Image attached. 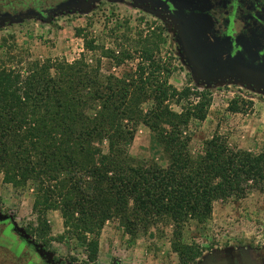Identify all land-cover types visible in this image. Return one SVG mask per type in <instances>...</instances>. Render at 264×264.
<instances>
[{
  "label": "trees",
  "instance_id": "obj_1",
  "mask_svg": "<svg viewBox=\"0 0 264 264\" xmlns=\"http://www.w3.org/2000/svg\"><path fill=\"white\" fill-rule=\"evenodd\" d=\"M82 32L76 30L83 49L100 52L93 64L84 54L72 62L24 61L18 69L0 60L2 181L16 189L34 187L41 239L49 210L60 213L64 233L85 244L90 260L106 221L117 220L132 240L153 226H171L178 264H194L203 248L183 241L185 225H204L217 200L264 192V151L232 149L213 137L192 155L185 130L190 121L205 120L211 92L169 83L171 65L154 55L160 36L137 40L135 71L118 78L101 72L102 58L120 65L133 58L131 52L104 48ZM189 99L179 112L167 104ZM236 104L229 110L243 113ZM139 124L160 145L164 166L128 154Z\"/></svg>",
  "mask_w": 264,
  "mask_h": 264
},
{
  "label": "rangeland",
  "instance_id": "obj_2",
  "mask_svg": "<svg viewBox=\"0 0 264 264\" xmlns=\"http://www.w3.org/2000/svg\"><path fill=\"white\" fill-rule=\"evenodd\" d=\"M22 1L0 0V5L18 9ZM83 6L62 8L49 20L36 14L28 17L6 18L0 22V60L15 68H23L24 61L46 58L64 59L72 62L82 54L89 63L100 52L83 49V40L76 30L93 39L95 44L112 48L116 52L128 50L133 58L120 65L102 58L101 72L118 78L132 75L139 61L134 51L140 38L160 36L155 58L171 65L169 83L177 89L190 87L193 90H209L211 105L203 121H190L185 134L190 137L188 149L192 155L201 154L205 141L219 137L229 148L249 151L253 154L264 151V92L235 76L217 77L207 85L197 72L191 70L184 54V45L166 17L140 0H82ZM185 49V48H184ZM9 54V56L7 55ZM12 61H7L9 58ZM22 60L20 64H16ZM21 72H23L20 69ZM192 98V97H191ZM192 100V99H191ZM237 101L243 113L231 112L230 104ZM189 100H169L168 106L179 112ZM251 102V103H249ZM144 104V107H146ZM106 147H104V150ZM135 159L166 164L160 145L150 130L143 124L136 126L134 137L127 148ZM35 190L32 185L16 189L2 181L0 174V216H11L20 230H26L38 240L47 242L55 258L74 264H178V256L172 248V227L157 225L147 233L130 239L117 220L106 221L98 240V252L94 260L79 239L64 233L63 219L57 210L45 214L47 235L39 238L36 229L42 230L39 217L32 211ZM88 239L95 236L87 235ZM183 241L197 243L203 248L194 264L207 258L213 250L235 247L264 248V192L251 189L244 198L230 197L213 203L211 218L204 225L194 221L183 230ZM10 252L0 247V264H14Z\"/></svg>",
  "mask_w": 264,
  "mask_h": 264
},
{
  "label": "flooded vegetation",
  "instance_id": "obj_3",
  "mask_svg": "<svg viewBox=\"0 0 264 264\" xmlns=\"http://www.w3.org/2000/svg\"><path fill=\"white\" fill-rule=\"evenodd\" d=\"M81 1H22L18 9L11 8L8 4L0 5V22L6 18H24L31 14L49 20L56 14L57 11L54 10L59 6V10L69 8L68 6L82 7ZM140 1L166 17L165 20L172 27L175 26L178 38H181L180 28L188 23L194 24L196 39L193 48L203 53L206 61L214 65L210 71L206 67H196L201 79L213 80L224 77L225 73L231 74L234 71L228 65L236 61L247 68L239 69V73L245 75H237L238 79L242 78L254 87L259 84V80L249 77V69L264 70V0ZM182 50L185 58L190 59L188 52L184 48ZM0 247L10 252L15 260L14 264H74L55 258L47 242L38 240L27 229H18L8 216L0 217ZM202 261L205 264H264V248L246 246L213 250Z\"/></svg>",
  "mask_w": 264,
  "mask_h": 264
},
{
  "label": "water",
  "instance_id": "obj_4",
  "mask_svg": "<svg viewBox=\"0 0 264 264\" xmlns=\"http://www.w3.org/2000/svg\"><path fill=\"white\" fill-rule=\"evenodd\" d=\"M60 8H61V6H59L54 11H58ZM16 19L18 20L19 18L16 16ZM180 31H181L180 32L181 33L180 42L184 45L185 50L188 52L190 59H187L188 58L187 57L186 60H187L188 64L191 65L192 72L194 73L195 71H197V68H196L197 66L206 67L207 70L209 69V71L212 70L214 68V65L212 63H210V62L208 63V61H206L207 58L204 57L203 53H199L198 50H195L193 48L194 42L196 39L194 24L188 23V24L184 25L182 28H180ZM194 61H197V62H194ZM240 64H241L240 62H236V61H232L229 65L227 64L228 67L231 68V70H233L234 72H231V74L225 73V76L226 75H229V76L231 75V76H235V77H237V75L244 76L245 74L243 75V73H239V69L243 68ZM218 66H220V65H218ZM241 70H247V68L244 67ZM249 71H251L249 73V77L252 76L253 78L259 80V84L257 85V87H262L263 92H264V70H263V68L262 69L261 68L260 69L259 68L249 69ZM204 82L207 85L211 84V80H209V79H206ZM3 217H7V216H3ZM8 217L10 219H12L11 216H8ZM204 259L206 260V258H204ZM197 264H205V263L202 261V262H199Z\"/></svg>",
  "mask_w": 264,
  "mask_h": 264
}]
</instances>
